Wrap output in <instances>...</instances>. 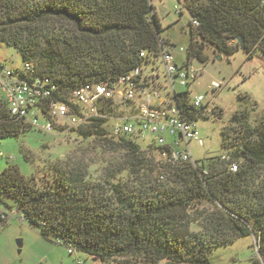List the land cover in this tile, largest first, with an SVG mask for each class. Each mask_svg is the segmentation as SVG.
Wrapping results in <instances>:
<instances>
[{
  "label": "trees",
  "instance_id": "16d2710c",
  "mask_svg": "<svg viewBox=\"0 0 264 264\" xmlns=\"http://www.w3.org/2000/svg\"><path fill=\"white\" fill-rule=\"evenodd\" d=\"M184 8L190 59L206 64L210 48L216 56L234 55L239 38L247 60L258 51L264 56V0H184ZM163 32L151 0H0V42L32 65L23 79H50L59 87L58 100L86 84L116 83L142 63L141 52L159 53L161 44H172ZM239 97L241 109L221 131L229 160L220 156L195 166L149 145L159 157L155 163L137 142L111 136L97 119L78 134L125 152L124 170L138 186L95 185L81 168L55 166L52 181L40 188L8 165L0 173V204L13 200L44 239L101 264H210L212 250L246 237L256 240L251 264H264V119L254 127L257 103L247 94ZM186 99L183 115L207 118L206 107L196 110ZM31 128L0 97V140ZM234 163L237 172L231 171ZM193 224L198 232L191 231Z\"/></svg>",
  "mask_w": 264,
  "mask_h": 264
},
{
  "label": "rangeland",
  "instance_id": "374dc122",
  "mask_svg": "<svg viewBox=\"0 0 264 264\" xmlns=\"http://www.w3.org/2000/svg\"><path fill=\"white\" fill-rule=\"evenodd\" d=\"M164 30L162 38L176 46L179 65L184 59L179 48L190 46V34L187 26L190 20L184 8V0H151ZM178 10V12L176 11ZM183 12V16L180 13ZM209 60L206 64L195 63L203 69L202 75L189 87L192 96H205L206 117L198 120L203 145H191L193 159L200 165H209L211 160L228 156L222 146L221 131L230 119L241 109L240 94L249 95L257 103L251 116L255 127L264 119V56L258 51L252 60L240 49L234 55L218 58L213 49H207ZM0 66L7 69L24 70V61L14 48L0 42ZM199 68V67H198ZM223 83V88L213 94L208 91L212 82ZM0 97L1 94H0ZM45 122L44 119H42ZM80 125L72 126L69 118H59L52 122V130L31 128L17 138L0 140V173L8 165L18 167L27 179H34L40 188L52 181L53 168H81L88 181L95 185L105 183H129L137 185L136 177L126 168V153L115 152L98 138H82L78 134ZM111 137V136H110ZM108 137L109 139H112ZM142 151L150 160L158 161V155L148 146L150 139L137 140ZM7 207L0 204V213L9 211L16 204L11 199L5 200ZM9 207V208H8ZM198 224L191 226V231L198 232ZM257 256L256 240L246 237L228 245L215 248L210 252V264H251ZM0 264H101L99 260L75 252L70 255L65 245H59L54 238L44 239L31 228L19 215H10L8 221L0 223ZM161 264H165L162 262Z\"/></svg>",
  "mask_w": 264,
  "mask_h": 264
},
{
  "label": "built area",
  "instance_id": "2783aa9c",
  "mask_svg": "<svg viewBox=\"0 0 264 264\" xmlns=\"http://www.w3.org/2000/svg\"><path fill=\"white\" fill-rule=\"evenodd\" d=\"M193 24L199 25L196 21ZM176 49L172 44H161L159 53L141 52L142 63L116 83L86 84L64 94V100L55 99L54 94H60V90L50 79L21 77L33 71L29 63L24 64V70L0 66L1 98L12 116L23 119L32 128L51 131L52 122L59 118H69L72 126L100 119L105 121L111 136L127 137L135 142L150 139V145L169 151L163 157L197 166L191 145L204 143L198 121L183 115L180 102L187 98L192 108L205 107V96H192L189 90L203 69L195 65L200 63L198 60L189 58V47L179 48L180 56L184 57L179 65ZM223 86L214 81L208 91L215 94ZM230 168L232 172L238 170L235 163ZM10 215H19L25 221L23 213L13 209L1 212V221L7 222ZM69 253L73 255L74 249L69 248Z\"/></svg>",
  "mask_w": 264,
  "mask_h": 264
},
{
  "label": "water",
  "instance_id": "95a60500",
  "mask_svg": "<svg viewBox=\"0 0 264 264\" xmlns=\"http://www.w3.org/2000/svg\"><path fill=\"white\" fill-rule=\"evenodd\" d=\"M238 42L241 43V49H243V46H242V44H243V39H242V38H239V39H238ZM218 58L221 59L222 56L219 55ZM257 254H258V251H257ZM95 261H96V260H95Z\"/></svg>",
  "mask_w": 264,
  "mask_h": 264
}]
</instances>
